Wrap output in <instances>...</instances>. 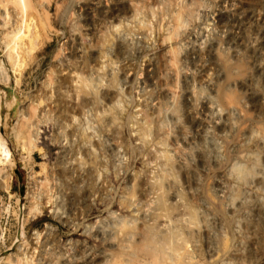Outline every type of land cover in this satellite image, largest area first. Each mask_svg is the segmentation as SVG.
I'll use <instances>...</instances> for the list:
<instances>
[{
	"label": "rangeland",
	"instance_id": "1",
	"mask_svg": "<svg viewBox=\"0 0 264 264\" xmlns=\"http://www.w3.org/2000/svg\"><path fill=\"white\" fill-rule=\"evenodd\" d=\"M93 1L96 0H25L29 8L24 12L16 0H0V62L4 64L0 68V140L12 158L1 166L5 168L0 176V264H6L9 255L22 252L19 247L24 237L28 252L32 253L39 245L35 234L43 236L48 228H54L62 245L76 242L116 255L118 248H108L86 232L97 220L110 219L112 213L133 219L137 224L146 218L145 233L156 243L160 239L158 245L173 249L181 244L174 237L178 229L196 264H208L204 245L203 217L206 216L210 226L207 228L214 233L213 242L219 254L225 255L233 238V224L246 211L250 217L259 219L256 234L264 245V215L258 216L259 210L264 211L261 207L264 201L253 200V204L238 207L234 212L229 209L233 188L238 185L230 168L236 162L249 166L246 155L255 149L254 141L249 138L251 129L264 136V71L259 68L264 58V0H199L203 6L201 13L179 35L173 31L177 26L176 13L182 5L190 4V0H182L183 3L134 0L141 10L131 17L105 14L111 12L117 0H108L105 8L92 6ZM127 7L128 3L125 10ZM16 26L22 34L33 32L34 36L37 32L35 41L40 43L24 59L20 75L14 73L8 60L11 49L7 43L11 38L5 36ZM193 42L204 47L214 42L218 53L213 57L206 52L193 54L194 57L188 55L185 48ZM170 52L180 60L184 71L178 81L181 85H177L181 91L188 84L214 96L218 89L229 88L225 93L238 102L228 114L234 118L235 128L227 126L218 132L208 124L197 133L188 118L193 112L192 103L179 101L174 106L160 97L159 86L164 76L161 72H166L164 58ZM79 60L84 64L81 68L75 64ZM202 68L215 77L216 91H210L204 84ZM224 71L229 73L228 78ZM185 74L190 77L186 78ZM197 108L200 117V106ZM173 110L190 137L180 143V148L193 150V158L196 151L205 155L203 168H198V186L188 183L179 162L175 139L180 132L171 119ZM260 144L257 141L256 145ZM258 158L259 170L264 165V153ZM62 176L66 178L62 180ZM66 179L77 192L65 197L63 223L56 216L55 201L60 193L52 184ZM215 182H227L221 197L216 199Z\"/></svg>",
	"mask_w": 264,
	"mask_h": 264
},
{
	"label": "bare ground",
	"instance_id": "2",
	"mask_svg": "<svg viewBox=\"0 0 264 264\" xmlns=\"http://www.w3.org/2000/svg\"><path fill=\"white\" fill-rule=\"evenodd\" d=\"M5 1V0H4ZM130 0V2L127 0H117L115 6L110 11H105V14L112 16L117 15L122 16V14H130L131 16L137 15L140 7L136 3L138 1ZM146 1V0H145ZM169 1V0H168ZM184 1V0H183ZM199 2V0H197ZM196 0H190V4L182 5V8L180 9L179 13H176V21L177 26L173 31L175 34L179 35V33L184 32L186 29V26L190 21L193 22L195 19V16L203 9V6L200 4L201 1L198 3ZM220 1V0H219ZM16 2L19 4H22L20 8H22V11H26L27 8L25 4V0H16ZM40 2V1H39ZM92 6L96 8H105V5H108V0H96L93 1ZM142 2V1H141ZM182 2V0H181ZM188 2V1H187ZM204 2V1H203ZM254 2V1H253ZM3 3V2H2ZM1 3V4H2ZM35 3V2H34ZM127 10H125L124 6L127 5ZM142 3H145L144 1ZM171 3V2H170ZM177 3V2H176ZM175 3V5H176ZM180 3V2H179ZM178 3V5H179ZM183 3V2H182ZM221 3V2H220ZM44 4V3H43ZM164 4V3H163ZM166 4V3H165ZM7 5V2L5 3ZM146 5V4H145ZM229 5V4H228ZM227 5V6H228ZM234 5V4H233ZM231 5V6H233ZM236 5V4H235ZM8 6V5H7ZM6 6V7H7ZM154 6V5H153ZM162 6V4H161ZM17 7V6H16ZM93 7V8H94ZM227 9V8H226ZM225 9V10H226ZM234 9V6H233ZM34 10V9H33ZM154 11V10H153ZM165 11V10H164ZM22 12V15L23 13ZM27 12V11H26ZM69 12V11H68ZM155 12V11H154ZM227 12V11H226ZM240 12V11H239ZM201 13V12H200ZM222 13V12H221ZM232 13V12H231ZM29 14V13H28ZM27 14V15H28ZM42 14V13H41ZM166 14V13H165ZM239 14V13H238ZM244 14V12H243ZM249 14V13H248ZM172 15V14H171ZM231 15V14H230ZM250 15V14H249ZM6 16H9V13L6 14ZM37 16V15H36ZM139 16V15H138ZM155 16V15H153ZM174 16V15H173ZM199 16V15H198ZM236 16V15H235ZM43 17V16H42ZM142 17V16H141ZM256 17V16H255ZM7 18V17H6ZM26 18V15H25ZM34 18V17H33ZM46 18V17H45ZM140 18V17H139ZM23 19V18H22ZM35 19V18H34ZM115 19V18H114ZM143 19V18H142ZM141 19V20H142ZM199 19V18H198ZM253 19V18H252ZM27 18L26 21L27 22ZM140 20V21H141ZM23 21V20H22ZM46 21V20H45ZM68 21V20H67ZM137 21V20H136ZM144 21V20H143ZM142 21V22H143ZM33 22V21H32ZM118 22V21H117ZM261 22V21H260ZM47 23V22H46ZM145 23V22H144ZM178 23H181L180 25ZM8 24V23H7ZM11 24V23H10ZM14 24V23H13ZM33 24V23H32ZM193 24V23H191ZM231 24V23H230ZM19 25V24H18ZM24 25V23H23ZM121 25V24H120ZM127 25V24H126ZM241 25V24H238ZM15 26V25H14ZM13 26V27H14ZM35 27V25H33ZM171 26V25H170ZM13 28L12 30L8 31L5 36L10 39V42L7 43L8 49H11L8 54V60L10 64L12 65V68L14 70V73H17V75L21 73V71L24 69V59L30 57L34 51L40 44L39 42H36L37 38V32L36 35H32L29 33L31 31H28V35L25 33H21V30L19 28ZM31 27V26H30ZM144 27V26H143ZM151 27V26H148ZM219 27V25H218ZM244 27V26H243ZM115 28H117L115 26ZM221 28V27H220ZM37 29V27H36ZM45 29V28H44ZM243 29V28H242ZM172 31V32H173ZM243 31V30H242ZM247 31V30H246ZM122 32V31H121ZM236 33V32H235ZM174 35V33H172ZM238 34V33H237ZM11 35V36H10ZM39 36V35H38ZM221 36V35H220ZM34 37V38H33ZM169 37V36H168ZM172 37V35H171ZM193 37V36H192ZM4 40V39H3ZM36 40V41H35ZM74 40V39H73ZM170 40V38H169ZM195 40V39H193ZM209 40V39H208ZM164 41V40H163ZM211 41V40H210ZM228 41V40H227ZM218 42V41H216ZM194 44L187 46L185 48V51H187V54H204V52L207 53V55L210 56H216L218 53V47L216 43H210L209 46L204 47L202 44ZM235 43V42H234ZM250 43V42H249ZM259 43V41H258ZM5 44V43H4ZM87 44V43H86ZM246 44V43H245ZM95 45V44H94ZM231 45V44H230ZM251 45V44H250ZM121 46V45H120ZM241 46V45H240ZM233 47V46H231ZM216 49V51H215ZM238 49V48H237ZM220 50V49H219ZM249 50V49H248ZM254 50V49H253ZM247 51V50H246ZM176 52V51H175ZM220 52V51H219ZM106 53V52H105ZM219 55V54H218ZM126 56V55H125ZM202 56V55H201ZM194 57V56H193ZM204 57V56H203ZM128 58V57H127ZM184 58V57H183ZM200 58V57H199ZM161 59V58H160ZM83 60V59H82ZM79 60L75 64L77 67L81 68V65L83 64V61ZM175 55L173 52L167 53L164 58V65L166 68V72L160 71L162 75H164L162 79V82L160 84V97L166 99L168 102L173 104L174 106L179 102L182 101L183 104H189L192 103L193 105V112H191L188 116L190 119V122L192 123L193 127H195L196 132H201L205 125L208 126L210 124L213 126L218 132H222L226 129V127L232 126L235 122L233 119L228 115L230 114V110H234L238 106V102H236L234 96H231L229 94H226L225 91H229L227 88H220L217 91L214 89L213 84L214 81L213 75L211 73H208L209 70L207 68H202L204 70L203 73V82L208 87L210 91H216V93L213 95L206 94L204 90L198 88H190L187 84L184 91H181L178 88V83L180 84L179 79L182 74V68L179 65V61H177ZM104 61V60H103ZM162 61V60H161ZM196 61V60H195ZM241 61V60H240ZM186 62V60H185ZM163 63V62H162ZM69 64V63H68ZM4 66L3 62H0V68ZM200 66V65H199ZM253 66V65H252ZM190 67V66H189ZM130 68V67H129ZM163 68V67H162ZM186 68V67H185ZM199 68V67H198ZM259 68L264 71V58L262 57ZM4 69V68H3ZM190 69V68H189ZM223 69V68H222ZM2 70V69H1ZM188 70V69H187ZM191 70V69H190ZM165 71V70H164ZM3 72V71H2ZM197 72V71H196ZM259 72V71H258ZM1 73V72H0ZM187 73V72H186ZM189 74V73H187ZM187 74H185L186 78L190 77ZM225 78H228L229 73L224 71ZM235 75V74H234ZM4 76V75H3ZM250 76V75H248ZM260 78V77H259ZM72 80V79H71ZM186 80V79H185ZM3 81V80H2ZM73 81V80H72ZM159 83V82H158ZM142 84V83H141ZM92 85V83H91ZM181 85V84H180ZM255 85V84H254ZM215 86V85H214ZM102 87V86H101ZM134 89V88H133ZM141 90V89H140ZM207 90V89H205ZM2 91V90H1ZM141 92V91H140ZM3 94V93H2ZM157 94V93H156ZM253 94V93H252ZM79 97V96H77ZM6 98V97H5ZM118 98V97H117ZM128 98V97H127ZM253 98V97H252ZM75 99V98H74ZM142 99V98H141ZM159 100V99H157ZM163 100V99H162ZM17 101V100H16ZM127 101V100H126ZM164 101V100H163ZM11 102V101H9ZM8 102V103H9ZM88 102V101H87ZM115 102V101H114ZM256 103V102H255ZM12 104V102L10 103ZM54 104V103H53ZM65 104V103H64ZM125 104V103H124ZM168 104V103H167ZM8 105V104H6ZM128 105V104H127ZM200 106V117L198 116V108L196 109V106ZM118 105H116L117 107ZM180 106V105H179ZM120 107V106H119ZM140 107V106H139ZM246 107V106H245ZM85 108V107H84ZM173 108V107H172ZM124 109V108H123ZM62 110V109H61ZM87 110V109H86ZM21 111V110H20ZM36 111V110H31ZM225 111H227L225 113ZM236 111V110H235ZM20 114V112H18ZM189 113V112H188ZM17 114V113H16ZM32 114V113H31ZM232 114V113H231ZM91 115V114H90ZM167 115V114H166ZM171 119L176 124L177 128L179 129L180 136H177L175 139V144L177 145V152H178V158L179 162L182 164V168L185 170L186 178L188 180V183L198 186L200 184V176L198 172V168L204 166V159L205 155L203 152L196 151L194 148V151H196L195 158H193L194 153L190 152L189 150L181 149L180 143H185L190 137L188 134H186L183 131V124L181 123V119L177 113V111L172 112ZM169 115V116H170ZM236 115V114H235ZM155 116V115H154ZM33 117V116H32ZM130 117V116H129ZM156 118V117H155ZM152 119V118H151ZM188 119V120H189ZM44 120V119H43ZM83 120V119H82ZM135 120V119H134ZM153 120V119H152ZM112 121L115 120L114 118ZM145 121V120H144ZM32 122V121H31ZM58 122V121H57ZM85 122V120H84ZM104 122V121H103ZM237 122V121H236ZM261 122V121H260ZM110 123V122H109ZM33 124V123H32ZM31 124V125H32ZM86 124V123H84ZM116 124V123H115ZM130 124V123H129ZM170 124V123H169ZM30 125V126H31ZM34 125V124H33ZM108 126V124H106ZM112 125V124H111ZM117 125V124H116ZM187 125V124H186ZM20 126V125H19ZM149 126V125H148ZM151 126V125H150ZM33 127V126H32ZM77 127V126H76ZM87 127V126H86ZM89 127V126H88ZM112 127V126H111ZM116 127V126H115ZM163 127V126H162ZM233 127V126H232ZM6 128V127H5ZM28 128V127H27ZM69 128V127H68ZM145 128H150L146 127ZM235 128V126L233 127ZM119 129V128H118ZM28 130V129H27ZM26 130V131H27ZM114 130V129H113ZM149 130V129H148ZM146 129V132L148 131ZM175 130V129H174ZM88 131H90L88 129ZM11 132V131H10ZM25 132V131H24ZM87 132V130H86ZM169 132V131H168ZM233 132V129H232ZM145 133V132H143ZM150 133V132H149ZM192 133V131H191ZM28 134V133H27ZM222 134V133H221ZM227 134V133H226ZM245 134V133H244ZM190 135V134H189ZM249 138L251 141H254V144L252 145V148H255L254 150L251 149L247 153V157L250 161L249 166L242 165L239 163H233L230 168V173L233 175L238 185L233 188V192L231 195V201L229 203V209L230 211H235L236 208L245 206L250 203L253 200H258L259 202L264 201V165L263 167H260L259 170L257 169L258 164V157L260 154L264 153V136L262 134L256 133L251 129L249 132ZM145 136V135H144ZM206 136V135H204ZM243 136V135H242ZM246 136V135H245ZM229 137V136H228ZM91 138V135H90ZM89 138V139H90ZM124 138V137H123ZM144 138V137H143ZM150 138V137H149ZM161 138V137H160ZM208 138V135H207ZM87 139V138H86ZM116 139V138H115ZM242 139V138H241ZM10 140V139H9ZM27 140H29L27 138ZM31 140V139H30ZM146 140V139H145ZM207 140V139H206ZM205 140V142H206ZM147 141V140H146ZM190 141V140H189ZM208 141L209 138H208ZM213 141V140H212ZM257 141H259L261 144L257 146ZM142 142V140H141ZM140 142V143H141ZM191 142V141H190ZM215 142V141H213ZM247 142H249L247 140ZM256 142V143H255ZM29 143V142H28ZM209 143V142H208ZM216 143V142H215ZM187 144V143H186ZM185 144V145H186ZM195 144V143H194ZM211 144V143H210ZM91 145V144H90ZM141 147V144H139ZM182 145V144H181ZM188 145V144H187ZM110 146V145H109ZM119 146V145H118ZM215 146V145H214ZM93 147V146H91ZM139 147V146H138ZM190 147V146H189ZM193 147V146H192ZM195 147V146H194ZM134 148V147H133ZM186 148V146H185ZM210 148V147H209ZM93 149V148H91ZM131 149V148H130ZM193 149V148H192ZM214 149V148H213ZM235 149V148H234ZM95 150V149H93ZM214 150H217L215 147ZM111 152V150H110ZM212 152V151H211ZM14 154V153H13ZM87 154V153H86ZM161 154V153H160ZM216 154V153H215ZM63 155V154H62ZM146 155V154H145ZM220 155V154H219ZM162 156V155H161ZM166 156V155H165ZM213 156V155H212ZM103 157V156H102ZM119 157V156H118ZM151 157V156H150ZM163 157V156H162ZM173 157V156H172ZM208 157V156H207ZM211 157V155H210ZM216 157V156H214ZM244 157V155H243ZM10 152L8 148H6V145L0 140V176L2 170L4 168H1V166H5L6 163L10 162ZM82 158V157H81ZM164 158V157H163ZM219 158V157H218ZM221 158V157H220ZM12 159V158H11ZM113 159V158H112ZM124 159V158H123ZM152 160V159H151ZM219 160V159H218ZM74 161V160H73ZM72 161V162H73ZM121 161V160H120ZM153 161V160H152ZM166 161V159H165ZM168 162V161H166ZM72 164V163H71ZM148 164V163H147ZM15 165V163H13ZM120 165V164H118ZM163 165V164H162ZM214 165V164H213ZM150 166V165H149ZM119 169V168H118ZM168 169V168H167ZM166 169V170H167ZM200 169V168H199ZM257 170V171H256ZM87 171V170H86ZM90 171V170H89ZM95 171V170H94ZM170 171V170H169ZM4 172V171H3ZM2 172V173H3ZM31 172V171H30ZM71 172V171H70ZM76 172V171H75ZM120 173V172H119ZM169 173V172H168ZM203 173V172H202ZM58 174V173H57ZM60 174V173H59ZM19 175V174H18ZM130 175V174H129ZM157 175V174H156ZM229 175V174H228ZM229 175V176H231ZM4 176V175H3ZM10 177V176H9ZM222 177V176H221ZM63 178H66L65 176H62ZM250 178V180H248ZM32 179V177H31ZM152 179V178H150ZM149 179V180H150ZM40 180V179H39ZM59 180H61L59 178ZM235 180V181H236ZM42 181V180H41ZM70 181V180H69ZM67 179L61 183L52 184V186L57 189V191L60 193L59 197L56 199V216L58 218L59 222L65 223L63 220L65 218L64 214L66 213L64 211L65 209V197L72 196L73 194L77 192L76 187L71 185V181L69 182ZM173 181V178H172ZM47 182V181H46ZM45 182V183H46ZM54 182V181H53ZM133 182V181H132ZM158 182V180L156 181ZM79 183V182H78ZM85 183V182H84ZM217 183V182H215ZM227 183V182H226ZM225 182H218L215 186V199L221 197V194L223 193L225 189ZM48 184V183H47ZM80 184V183H79ZM161 184V183H159ZM39 185V184H38ZM40 185H42L40 183ZM157 185V184H156ZM162 185V184H161ZM32 186V185H31ZM7 187V186H6ZM5 187V188H6ZM40 187V186H39ZM134 188V187H133ZM151 188V187H150ZM175 188V187H174ZM34 189V188H33ZM158 189V187H157ZM32 190V189H31ZM36 190V189H35ZM168 190V189H167ZM137 191V190H136ZM150 191V189H149ZM175 191V190H174ZM190 191V190H189ZM52 192V191H51ZM101 192V191H100ZM180 192V191H179ZM196 192V191H195ZM194 192V193H195ZM48 193V192H47ZM174 193V192H173ZM212 193V192H211ZM122 194V193H121ZM30 195V194H29ZM163 195V193H162ZM177 195V194H176ZM230 195V194H229ZM39 196V195H38ZM165 196V195H164ZM29 197V196H28ZM36 197V196H34ZM71 198V197H70ZM73 198V197H72ZM178 197L176 196V199ZM196 198V197H195ZM156 199V198H155ZM175 199V202H176ZM182 199V198H180ZM179 199V201H180ZM163 200V199H162ZM165 200V199H164ZM200 200V199H199ZM166 201V200H165ZM79 203V202H78ZM154 203V202H153ZM202 203V202H201ZM252 203V202H251ZM254 203V202H253ZM252 203V204H253ZM257 203V202H256ZM77 204V203H76ZM162 204V203H161ZM227 204V203H226ZM70 205V204H68ZM154 205V204H153ZM182 205V204H181ZM197 205V203H196ZM228 205V204H227ZM226 205V206H227ZM256 205V204H255ZM149 206V205H146ZM179 206V204H178ZM258 206V205H257ZM84 207V206H83ZM150 207V206H149ZM152 210H153V206ZM156 207V206H154ZM170 207V206H169ZM205 207V206H204ZM261 207H264L262 205ZM36 208V206H35ZM93 208V207H92ZM147 208V207H146ZM162 208V207H161ZM171 208V207H170ZM178 208V207H177ZM186 208V207H185ZM201 208V207H200ZM258 208V207H257ZM33 209V208H32ZM31 209V210H32ZM37 209V208H36ZM53 209V208H52ZM158 209V208H157ZM181 209V208H180ZM66 210V209H65ZM69 210V209H68ZM136 210V209H135ZM160 210V209H159ZM171 210V209H170ZM184 210V208H183ZM182 210V211H183ZM131 211V210H130ZM187 213H191L192 210H186ZM197 211V210H196ZM202 211V210H201ZM254 211V210H253ZM257 211V209H256ZM184 212V211H183ZM198 212V211H197ZM167 213V212H166ZM169 213V212H168ZM201 213V212H200ZM241 213V212H240ZM260 213V214H259ZM258 216L261 217L264 215V211L261 212L259 210ZM30 214V213H29ZM79 215V214H78ZM188 214H186L187 216ZM243 215V214H242ZM167 216V214H166ZM181 216V215H180ZM205 216V215H204ZM225 216V215H224ZM172 217V216H171ZM170 217V219H171ZM191 217V216H189ZM203 217V215L201 216ZM207 217V216H206ZM204 218V234H205V252L206 256L208 258V264H264V245L261 244V240L259 241L257 232V226H258V220L254 218V215L250 217L248 212L246 211L243 215L242 219H237L235 223L233 224L232 231H233V238L229 241L228 247L226 248V253L219 254L217 252V249L215 247V244L213 242V236L214 233L210 232L208 225V218ZM263 217V216H262ZM131 218V217H130ZM210 218V217H209ZM146 218H144L145 220ZM178 219H180L178 217ZM186 219V217L184 218ZM190 219V218H188ZM192 219V218H191ZM196 219V218H195ZM193 219L192 221H194ZM71 220V219H70ZM143 220L142 223L137 224L138 222H135L133 219H124L120 218L119 216L116 217L114 213L111 214L110 219H99L94 224L88 227L87 233H89L92 237L98 239L99 241H102L106 246L109 247H116L118 248V253L116 255H107L104 254L101 251H96L94 249H91L87 245H79V244H72L68 242L65 245H62L59 243L57 234L53 230L54 228H48L45 232V235L41 236L40 234L36 233L35 235L39 239V245L34 249L32 253H29V247L28 243L25 241V237L23 238L22 245L19 247V251H22L20 254H11L8 257V262L6 264H196L193 260L194 256L191 253L192 251L189 250L187 246H185V239L182 237V235L178 232L175 234L174 237H176V241H179L178 243L180 246L176 249L167 247L166 245H158L161 243L160 237L158 238L159 242H154V239L150 238L145 233V228L143 223H145ZM147 221V220H145ZM183 221V220H182ZM185 221V220H184ZM190 221V220H189ZM233 221V220H232ZM75 222V221H74ZM167 222V221H166ZM188 222V220H187ZM191 222V221H190ZM199 222V221H198ZM202 222V221H201ZM213 223V222H212ZM193 224V223H192ZM216 224V223H215ZM222 224V223H221ZM182 225V223H181ZM188 225V224H187ZM199 225L200 222H199ZM262 226V223H260ZM161 226V225H160ZM166 226V225H165ZM186 226V225H185ZM192 226V225H190ZM214 226V224H213ZM159 227V226H158ZM164 227V226H163ZM174 227V226H173ZM172 227V228H173ZM264 227V225H263ZM177 228V227H176ZM186 228L189 229L187 226ZM192 228V227H191ZM195 228V227H194ZM187 229V230H188ZM263 229V228H261ZM186 230V229H184ZM160 231V230H159ZM162 231V230H161ZM160 231V233H161ZM191 231V230H190ZM199 231V230H198ZM198 231H196L198 233ZM150 232V231H149ZM173 233V231H171ZM170 232V233H171ZM85 233V232H84ZM159 233V234H160ZM188 233V232H187ZM195 233V232H194ZM260 233V232H259ZM79 234V233H78ZM164 234V233H163ZM64 235V234H63ZM151 235V234H150ZM184 241L180 242V240H177V236ZM181 235V237H180ZM262 235V234H261ZM159 236V235H158ZM187 236V234H186ZM193 236V235H192ZM197 236V235H196ZM225 236V235H224ZM34 237V236H33ZM171 237V236H170ZM195 237V236H193ZM263 237V236H262ZM173 239V237H172ZM191 239V237H190ZM263 239V238H262ZM194 240V239H193ZM85 241V240H84ZM190 241V240H189ZM86 242V241H85ZM195 242V241H193ZM84 243V242H83ZM87 243V242H86ZM170 243V242H169ZM173 243V241H172ZM171 243V244H172ZM196 243V242H195ZM92 244V243H91ZM163 244V243H162ZM170 244V245H171ZM174 244V243H173ZM184 245V247L182 246ZM191 244V243H190ZM197 244V243H196ZM199 247V246H198ZM184 249V250H183ZM182 250V252H181ZM184 251V252H183ZM199 251V250H198ZM195 255V254H194ZM205 255V254H204ZM200 257V256H199ZM110 258V259H109ZM193 258V259H192ZM196 258V257H195ZM198 258V257H197ZM196 258V259H197ZM201 259V258H200ZM6 260V259H5ZM207 261V260H206Z\"/></svg>",
	"mask_w": 264,
	"mask_h": 264
}]
</instances>
